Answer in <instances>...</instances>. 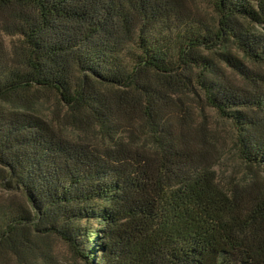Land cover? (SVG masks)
I'll return each instance as SVG.
<instances>
[{
  "label": "trees",
  "instance_id": "obj_1",
  "mask_svg": "<svg viewBox=\"0 0 264 264\" xmlns=\"http://www.w3.org/2000/svg\"><path fill=\"white\" fill-rule=\"evenodd\" d=\"M194 1L0 0V174L23 197L0 264H58L52 236L85 264H264V0H209L213 21ZM200 102L250 177L219 180Z\"/></svg>",
  "mask_w": 264,
  "mask_h": 264
},
{
  "label": "rangeland",
  "instance_id": "obj_2",
  "mask_svg": "<svg viewBox=\"0 0 264 264\" xmlns=\"http://www.w3.org/2000/svg\"><path fill=\"white\" fill-rule=\"evenodd\" d=\"M192 5L207 21L215 19V12L209 0H196L192 2ZM256 29L263 31L264 25L256 26ZM4 38L8 48L12 47L17 40L15 36L5 35ZM200 103L197 105L195 115L197 122L204 121L215 133L217 141L213 147L214 158L212 164L219 180L225 183L250 177L254 173L253 169L243 162L235 149V128L232 122L222 118L213 109L206 107L205 104L203 105L202 102ZM40 108L43 112L49 114L52 103L50 101L44 102L43 105H40ZM12 201L23 202L22 194L18 190H8L3 185L0 174V203L8 204ZM46 240L50 252L58 264H85L79 256V249H72L68 243L57 237H47ZM33 256L31 264H45L39 255L33 254ZM11 264H17V261H11Z\"/></svg>",
  "mask_w": 264,
  "mask_h": 264
}]
</instances>
